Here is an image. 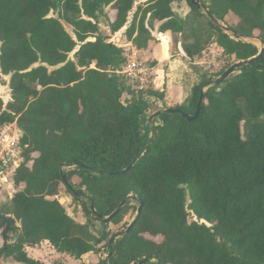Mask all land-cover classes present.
<instances>
[{
  "label": "trees",
  "instance_id": "16d2710c",
  "mask_svg": "<svg viewBox=\"0 0 264 264\" xmlns=\"http://www.w3.org/2000/svg\"><path fill=\"white\" fill-rule=\"evenodd\" d=\"M139 1L0 0V86L8 77L11 93L7 104L0 98V130L17 125L23 160L17 192L0 209L19 227L0 258L45 264L26 249L48 242L76 260L107 248L93 264H264V54L218 84L233 65L203 74L182 104L169 107L194 116L205 91L198 120L162 114L149 122L147 101L166 95L136 92L116 74L129 48L111 42ZM197 1L219 25L192 0H148L128 41L150 50L155 29L181 36L192 61L213 44L235 64L259 55L245 39L264 45V0ZM181 2L190 8L185 17L174 10ZM230 14L238 23L227 33ZM61 186L100 228L67 213L56 199ZM135 203L144 205L139 218L113 233L138 213Z\"/></svg>",
  "mask_w": 264,
  "mask_h": 264
},
{
  "label": "rangeland",
  "instance_id": "374dc122",
  "mask_svg": "<svg viewBox=\"0 0 264 264\" xmlns=\"http://www.w3.org/2000/svg\"><path fill=\"white\" fill-rule=\"evenodd\" d=\"M148 0H141L136 4L135 10L131 13L129 17V22L127 26L122 29L119 33H117L115 36H113L111 39V42L113 41L115 44L119 46H123L124 48H129L127 47V44H130L131 42L128 41L126 37V32L131 25V23L134 20V15L135 12L138 8L144 7L146 5ZM174 10L175 12L180 16V17H185L189 12L190 8L185 2L181 3H176L174 5ZM107 11V18L109 20H113V12L110 10V8L106 9ZM52 16H56V14H52ZM105 20L104 18H101L100 22V27L103 32H106L105 30L107 29V26H105V23L103 22ZM238 23V19L230 14L226 17V20L224 23H222L223 26H235ZM159 26V24H157ZM67 30L73 34V29L67 27ZM152 34L154 36V41L152 42V46L150 50H147L142 52V54L139 55L140 59L146 61L147 66L151 67L155 59L153 58V46L161 43V41L164 39L165 35L159 34L158 30L153 29ZM166 38V37H165ZM168 40H170L169 44V49L167 51V45L166 42L163 48L158 47L156 54L157 58L160 60L157 61L158 65L155 67L157 70H163L161 72V75L165 77L166 81V87H161L165 88L167 90L168 86L170 87H175L178 90L172 92V96L176 95V97H180L179 103H176L175 100H165L164 101H158L155 99H149L147 101L148 105V111H147V116H152L153 114L157 113L158 111L166 109V107H171V106H176L180 105L184 102V100L190 95L192 87L199 83L200 76L203 74H208L209 76H215L217 73L220 71L224 70L227 68L230 64L234 65L235 62L234 60H230V58L226 57L223 54V50L217 46L216 44L211 45L202 55L201 58L196 59L194 61L190 60L186 54L184 53L182 49V38L181 36L178 35H168ZM164 41H166L164 39ZM247 42H250L254 45H256L260 50L263 48V44L261 43L260 39L257 37L254 38H249L246 40ZM131 48V47H130ZM74 54L71 55V58H73ZM8 80L9 78H5L6 83L0 86V98L4 101L5 104L10 102L11 97H10V89L8 87ZM161 82V80L159 81ZM157 88V87H156ZM160 89V90H161ZM182 97V98H181ZM183 101V102H182ZM157 124H160V121H156ZM73 169H67V172H70ZM78 183V179L74 178L73 184L76 187V191H79V188L76 186ZM7 190V189H6ZM12 192V190H11ZM17 192V189L14 188L12 194ZM2 189H0V209L3 208L7 204V202L11 199L10 194L8 191L2 195ZM2 195V196H1ZM13 197V195H12ZM56 199L64 205V207L67 210V213L74 218L76 221L80 223H94L97 228H100L99 223L96 222L93 217H86L85 214L82 211V208L80 206V203L72 197L66 188L64 186H61L60 190V196L56 197ZM134 208L138 210V205L135 203L133 204ZM137 213L131 212L124 220L123 224L119 227L111 226L110 230L113 233H119L122 232L123 229L130 223L134 221L136 218ZM193 220L197 221L196 218H192ZM97 231V230H96ZM2 230H0V250L4 246V242L2 239ZM97 233H99L97 231ZM12 237L11 234H9V238ZM162 238L158 237L154 239V241L161 243ZM11 243V241H9ZM28 255L36 259L40 262H43L45 264H93L97 263L99 260H104L108 257V249L104 248L102 251L101 255H96V254H88L84 256L81 260H76L66 254H60L55 249L49 244L43 242L40 246L30 249L27 251ZM0 264H21V263H16L14 262L11 258H5L1 257L0 258Z\"/></svg>",
  "mask_w": 264,
  "mask_h": 264
},
{
  "label": "built area",
  "instance_id": "2783aa9c",
  "mask_svg": "<svg viewBox=\"0 0 264 264\" xmlns=\"http://www.w3.org/2000/svg\"><path fill=\"white\" fill-rule=\"evenodd\" d=\"M127 47L130 48V44H127ZM127 55V64L116 74L123 75L136 92L157 90L153 67L147 66L146 61L140 59L134 48L130 49ZM19 140L20 132L16 124L5 126L0 130V189L2 192L8 191L11 198L14 195L12 194L14 173L23 161L19 150Z\"/></svg>",
  "mask_w": 264,
  "mask_h": 264
},
{
  "label": "water",
  "instance_id": "95a60500",
  "mask_svg": "<svg viewBox=\"0 0 264 264\" xmlns=\"http://www.w3.org/2000/svg\"><path fill=\"white\" fill-rule=\"evenodd\" d=\"M193 5L198 9V10H202L204 9V7L198 3L197 0H192ZM205 10V14L208 15L211 20H213V22L216 25H219V22L217 21V19L211 15L210 11L208 9H204ZM103 22L105 23V26H108L107 23L105 22V20H103ZM227 33L230 32V30L223 26L222 27ZM235 38H239L237 36V34H235ZM247 40V39H245ZM261 41V40H260ZM261 43L263 44V42L261 41ZM264 54V45L263 48L260 50L259 55L254 58V59H250L248 61H244V62H239L235 65H233L225 74H223L220 78H218L216 80V84L221 83L222 81L228 79L232 74H234L240 67H242L243 65H248L250 64L252 61L257 60L258 58H260L262 55ZM204 93L205 91L202 93L200 101L198 103V108H197V112L194 114V116H191L189 114H187L186 112H184L181 109H173V108H167L161 112H157L155 114H153L152 116H150L149 118V122H152L154 119H156L157 117L161 116L162 114H180L182 116V118L187 119L188 121L194 122L196 120H198L201 110H202V105L204 102ZM133 168V165H131L128 169H126L123 172H118L112 175H119V174H125L127 172H129L131 169ZM64 179L66 180V176H64ZM123 206V205H122ZM121 206V207H122ZM143 203H141L139 209H138V213H137V217L139 218V216L142 213L143 210ZM93 211L95 212L94 207H92ZM117 212L114 213L112 216H110L109 218L106 219L107 220H111L114 216H116ZM17 227H19L17 220L13 217H7V216H3L2 213L0 212V230H2V239L4 242V245L6 246L9 242V234H11ZM133 228V224L131 226H129L128 230L126 233H130V231Z\"/></svg>",
  "mask_w": 264,
  "mask_h": 264
},
{
  "label": "crops",
  "instance_id": "0c3cea01",
  "mask_svg": "<svg viewBox=\"0 0 264 264\" xmlns=\"http://www.w3.org/2000/svg\"><path fill=\"white\" fill-rule=\"evenodd\" d=\"M165 35V37H164V39L166 40V41H164V39L161 41V43H159V44H157V45H154L153 46V58L155 59V61L157 62V61H159L160 62V60L157 58V54H156V51H157V49H158V47H160V48H163L164 47V45H165V43L164 42H166V45H167V51H168V49H169V44H170V40H168V35H172V33H170V32H167L166 34H164ZM130 46L132 47V48H129V50L130 49H136L134 46H133V44L132 43H130ZM151 46H152V44H151ZM151 48V47H150ZM137 50V49H136ZM137 52H138V55H140V54H142V52H144V51H138L137 50ZM147 52V51H146ZM154 61V62H155ZM158 63V62H157ZM158 65V64H157ZM156 65V66H157ZM155 66V67H156ZM152 67V66H151ZM155 67H153V70H154V73H155V75H156V79H155V85L157 86V90L158 91H161V92H164L165 93V95H166V100H169V101H171V100H175L176 101V103H179L178 101H180L181 99H180V97H176V95H174V96H172L171 94H172V92L174 91H177L178 89L177 88H175L174 86L173 87H170V86H168V88H167V90H165V88H162L161 89V87H166V81H165V77L164 76H162L161 75V72H163V74H164V71L163 70H160V69H156ZM161 80V82H159ZM161 89V90H160ZM182 98V97H181ZM183 102V101H182ZM166 108H169V107H166ZM45 243H48V242H45ZM30 249H34V248H27L26 250L28 251V250H30Z\"/></svg>",
  "mask_w": 264,
  "mask_h": 264
}]
</instances>
